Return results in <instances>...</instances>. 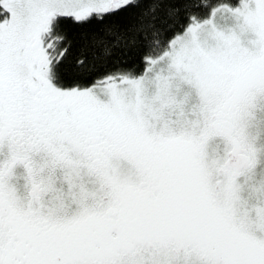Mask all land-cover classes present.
Segmentation results:
<instances>
[{"label":"snow or ice","instance_id":"6c2138e0","mask_svg":"<svg viewBox=\"0 0 264 264\" xmlns=\"http://www.w3.org/2000/svg\"><path fill=\"white\" fill-rule=\"evenodd\" d=\"M0 264H264V0H0Z\"/></svg>","mask_w":264,"mask_h":264},{"label":"trees","instance_id":"16d2710c","mask_svg":"<svg viewBox=\"0 0 264 264\" xmlns=\"http://www.w3.org/2000/svg\"><path fill=\"white\" fill-rule=\"evenodd\" d=\"M73 55H75V53H73Z\"/></svg>","mask_w":264,"mask_h":264}]
</instances>
